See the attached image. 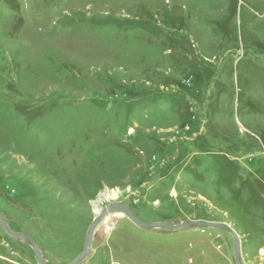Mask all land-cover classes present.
<instances>
[{
    "label": "rangeland",
    "instance_id": "1",
    "mask_svg": "<svg viewBox=\"0 0 264 264\" xmlns=\"http://www.w3.org/2000/svg\"><path fill=\"white\" fill-rule=\"evenodd\" d=\"M94 203L264 264V0H0V213L69 264ZM0 264L37 263L0 229ZM83 264H235L233 239L114 211Z\"/></svg>",
    "mask_w": 264,
    "mask_h": 264
},
{
    "label": "water",
    "instance_id": "2",
    "mask_svg": "<svg viewBox=\"0 0 264 264\" xmlns=\"http://www.w3.org/2000/svg\"><path fill=\"white\" fill-rule=\"evenodd\" d=\"M114 211L122 212L123 216H125L137 228L148 231L157 230V229L170 231V232H177L188 229H214V230L224 231L228 233L233 239V257L235 264H242L240 260V238L236 234V232L226 224L212 223L206 221H184L179 223L178 225H172L168 223H144L140 221L138 218H136L132 213V211L127 206L118 203H113L106 206L99 215H96L93 222L87 229L83 243V252L69 264H83L88 259L90 253L92 252L93 240L97 232V230L95 231V228L101 223V221L106 216H108V214ZM0 227L9 238L28 245L33 252V256L37 264H44L40 252L36 247V245L34 244V242L25 234L22 233L15 234L11 232L5 223L4 217L1 214H0Z\"/></svg>",
    "mask_w": 264,
    "mask_h": 264
},
{
    "label": "bare ground",
    "instance_id": "3",
    "mask_svg": "<svg viewBox=\"0 0 264 264\" xmlns=\"http://www.w3.org/2000/svg\"><path fill=\"white\" fill-rule=\"evenodd\" d=\"M118 195H119V193L117 191H106L104 194L106 200H116L118 198ZM94 207H95L96 215H99L102 211V208L99 205H96V203H94ZM117 212L120 213L119 211H117ZM121 214L123 215L122 212H121ZM98 226L95 228V231L98 230Z\"/></svg>",
    "mask_w": 264,
    "mask_h": 264
},
{
    "label": "flooded vegetation",
    "instance_id": "4",
    "mask_svg": "<svg viewBox=\"0 0 264 264\" xmlns=\"http://www.w3.org/2000/svg\"><path fill=\"white\" fill-rule=\"evenodd\" d=\"M7 203H9V205L11 206V207H15V209H17L18 208V206L17 205H15L14 203H12V202H10V201H7ZM1 214V213H0ZM2 215V214H1ZM3 216V215H2ZM123 217H125V216H123ZM126 218V217H125ZM5 220V219H4ZM5 223H6V221H5ZM7 225V224H6ZM135 226V225H134ZM8 227V226H7ZM0 229H1V227H0ZM10 230V229H9ZM1 231L4 233V231L1 229ZM12 232V231H11ZM5 234V233H4ZM6 235V234H5ZM7 236V235H6ZM8 237V236H7ZM9 238V237H8ZM94 241H95V237H94V240H93V243H94ZM16 242H19V241H16ZM20 243H22V242H20ZM24 244V243H23Z\"/></svg>",
    "mask_w": 264,
    "mask_h": 264
},
{
    "label": "built area",
    "instance_id": "5",
    "mask_svg": "<svg viewBox=\"0 0 264 264\" xmlns=\"http://www.w3.org/2000/svg\"><path fill=\"white\" fill-rule=\"evenodd\" d=\"M262 254L264 255V251L263 250L260 251V255H262Z\"/></svg>",
    "mask_w": 264,
    "mask_h": 264
}]
</instances>
